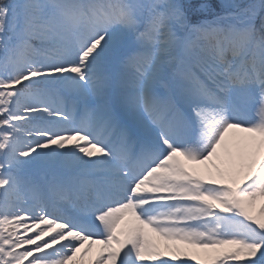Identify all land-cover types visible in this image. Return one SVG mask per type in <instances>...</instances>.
I'll use <instances>...</instances> for the list:
<instances>
[{"label": "snow or ice", "instance_id": "snow-or-ice-1", "mask_svg": "<svg viewBox=\"0 0 264 264\" xmlns=\"http://www.w3.org/2000/svg\"><path fill=\"white\" fill-rule=\"evenodd\" d=\"M0 264H264V0H0Z\"/></svg>", "mask_w": 264, "mask_h": 264}, {"label": "bare ground", "instance_id": "bare-ground-1", "mask_svg": "<svg viewBox=\"0 0 264 264\" xmlns=\"http://www.w3.org/2000/svg\"><path fill=\"white\" fill-rule=\"evenodd\" d=\"M95 249H97V250H98V249H99V245H97ZM93 255H94V254H93Z\"/></svg>", "mask_w": 264, "mask_h": 264}, {"label": "rangeland", "instance_id": "rangeland-1", "mask_svg": "<svg viewBox=\"0 0 264 264\" xmlns=\"http://www.w3.org/2000/svg\"><path fill=\"white\" fill-rule=\"evenodd\" d=\"M97 251V249H94V251H93V254L95 255V252Z\"/></svg>", "mask_w": 264, "mask_h": 264}]
</instances>
